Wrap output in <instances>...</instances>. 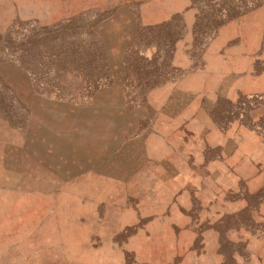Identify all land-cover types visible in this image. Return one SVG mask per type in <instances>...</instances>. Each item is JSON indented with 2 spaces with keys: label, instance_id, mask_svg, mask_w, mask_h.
Here are the masks:
<instances>
[{
  "label": "rangeland",
  "instance_id": "obj_1",
  "mask_svg": "<svg viewBox=\"0 0 264 264\" xmlns=\"http://www.w3.org/2000/svg\"><path fill=\"white\" fill-rule=\"evenodd\" d=\"M190 1L189 30L181 13L148 24L167 14L159 0H0V264L94 261L97 239L81 231L73 214L78 197L115 184L95 164H123L126 144L155 127L151 92L204 67L219 27L264 7V0ZM205 106L215 126L239 123L264 137V114L254 117L264 108L261 95ZM254 165L264 174V164ZM232 193L231 199L244 198L241 210L214 226L224 264H264V184H240ZM47 215L43 225L52 232L41 236ZM110 235L125 242L130 233ZM125 256L129 261L132 252Z\"/></svg>",
  "mask_w": 264,
  "mask_h": 264
},
{
  "label": "crops",
  "instance_id": "obj_2",
  "mask_svg": "<svg viewBox=\"0 0 264 264\" xmlns=\"http://www.w3.org/2000/svg\"><path fill=\"white\" fill-rule=\"evenodd\" d=\"M159 1L169 3L162 5L167 14L148 24L181 13L187 29L192 28L190 0ZM215 35L204 53V67L170 83L172 88L151 92L157 103L155 127L126 144L124 163L95 164L107 169L104 176L115 184L107 182L103 192L96 189L92 196L77 198L73 215L79 218V228L89 232L88 238L97 239L91 264H224L215 221L241 210L244 198H230L240 184L254 188L264 184L263 172L254 170V164H264V137L260 129L240 128L239 123L237 128L215 126L205 105L240 94L264 98V7L223 23ZM165 88H171L166 97H155L162 90L165 94ZM205 112L201 122L198 117ZM261 114L264 108L255 113V119ZM214 147L215 155L210 151ZM247 164L253 167L248 174L242 171ZM79 167L89 170L92 166ZM46 217L41 220V236L52 232L43 225ZM200 221L208 226L200 228ZM91 223L93 229L86 231ZM114 232L130 235L120 242L109 236ZM261 247L259 241L257 250ZM125 252H132L129 261Z\"/></svg>",
  "mask_w": 264,
  "mask_h": 264
}]
</instances>
